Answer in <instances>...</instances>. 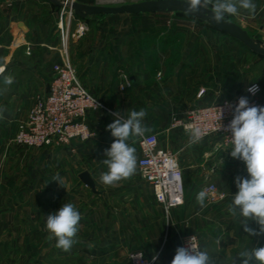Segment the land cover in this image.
<instances>
[{
  "label": "crops",
  "instance_id": "0c3cea01",
  "mask_svg": "<svg viewBox=\"0 0 264 264\" xmlns=\"http://www.w3.org/2000/svg\"><path fill=\"white\" fill-rule=\"evenodd\" d=\"M47 1L0 0V67L3 76L14 78L6 85L0 76V107L5 109L0 115V264H131L133 251L155 258L152 264H171L189 235L197 236L216 264H232L240 251L264 246V236L249 237L240 218L227 211L237 191L234 178L247 176L244 162L231 157V147L219 136L190 145L189 135L176 124L188 109L238 94L253 82L263 86L264 106V56L191 15L156 12L82 19L89 29L69 46L81 81L121 117L145 110L143 123L151 129L147 133L156 134L159 146L183 169L184 202L167 210L141 175L138 137L128 141L136 149V173L115 186L100 182V173L107 171L104 150L114 139L106 130L115 118L111 112L87 113V123L96 130L87 141L45 148L13 141L36 100L47 93L59 58L55 26L60 17ZM253 2L255 18L244 10L226 17L264 41V0ZM201 88L206 92L199 96ZM82 172L90 174L94 189L80 178ZM57 173L67 189L51 181ZM207 181L217 190L208 193L201 209L196 195ZM64 203H73L82 216L77 242L68 252L47 238L45 228L47 216ZM251 225L256 227L255 222Z\"/></svg>",
  "mask_w": 264,
  "mask_h": 264
},
{
  "label": "clouds",
  "instance_id": "9594fccd",
  "mask_svg": "<svg viewBox=\"0 0 264 264\" xmlns=\"http://www.w3.org/2000/svg\"><path fill=\"white\" fill-rule=\"evenodd\" d=\"M187 14L198 16L202 11L210 8L211 19L216 23L224 21L226 16H239L240 10L247 12L255 18L257 5L253 0H184ZM5 69L0 67V76ZM14 78L3 76V83L11 85ZM246 91L255 95L259 91V85L253 83ZM100 106L97 104V108ZM232 119L227 125H222L218 131L228 135L231 142L230 155L234 159L244 162L247 176L237 175L234 183L237 191L232 194L231 203L227 211L240 218V226L249 237L264 236V106L251 105L247 96L238 98L233 106ZM220 109V108H219ZM5 111L0 107V115ZM146 111H130L127 118L121 117L118 112L113 113V122L106 126L114 138L110 147L104 150L105 158L102 160L107 171L99 175L100 182L105 186H115L122 180L131 178L137 170V156L135 147L129 144L130 138L143 137L151 131L143 121ZM223 110L220 109L222 119ZM189 135V144L195 145L201 142L206 132L198 126L188 125L185 128ZM227 151V150H226ZM172 167H175L173 162ZM51 181H56L65 187V179L55 174ZM47 186V185H46ZM66 188V187H65ZM67 189V188H66ZM208 192L201 190L196 195V201L203 209L206 206ZM82 219L80 211L73 203H64L56 212L46 218V231L48 239H55V246L64 252L72 249L77 242L76 236ZM255 222L256 227L251 225ZM221 239L216 240L219 246ZM264 264V246L240 251L232 258V264ZM171 264H216L207 248H201L195 243V237H190L187 246L177 247Z\"/></svg>",
  "mask_w": 264,
  "mask_h": 264
},
{
  "label": "built area",
  "instance_id": "2783aa9c",
  "mask_svg": "<svg viewBox=\"0 0 264 264\" xmlns=\"http://www.w3.org/2000/svg\"><path fill=\"white\" fill-rule=\"evenodd\" d=\"M64 14H67V27L64 34L63 18L60 17L59 28L62 29L64 44L63 49H59V58L53 63L54 77L50 83L47 93L36 100L27 119L22 122L13 139L14 142L28 147H62L69 145L73 140H90L96 135V130L89 126L86 121L87 113L91 110L104 112L113 111L103 99L93 94L79 78L73 66L68 52V41L70 37H80L88 31V25L82 19L76 17L71 8V4L77 0H60ZM118 2H101V4H120ZM72 20H77L78 27L74 34L70 32ZM71 35V36H70ZM66 37V38H65ZM129 83V79H125ZM259 85V91L252 95L246 89L238 94L232 95L214 103H204L188 109L184 115L176 121V124L184 129L188 125L198 126L206 132L203 139L210 136H219L221 142L231 147L229 134L218 131L222 125H227L232 119V109L229 105H235L238 98L247 96L251 105H261L260 95L263 86L260 82H253ZM249 84L246 88L251 87ZM206 92L201 88L198 95L202 96ZM97 104L100 106L97 108ZM223 110L222 119L220 109ZM142 156L139 160L141 175L153 186L156 198L167 210L177 207L185 199V182L182 167L175 160L174 155L167 149L159 146V138L154 133H146L143 137H138ZM175 167H172V163ZM203 190L213 194L217 190L215 183L206 182ZM225 195L221 194L223 198ZM195 243L198 244L196 235ZM199 245V244H198ZM131 264H152L154 259L145 257L142 251H133L129 254Z\"/></svg>",
  "mask_w": 264,
  "mask_h": 264
},
{
  "label": "water",
  "instance_id": "95a60500",
  "mask_svg": "<svg viewBox=\"0 0 264 264\" xmlns=\"http://www.w3.org/2000/svg\"><path fill=\"white\" fill-rule=\"evenodd\" d=\"M49 1L58 6H62V1L60 0ZM71 8L74 15L80 19L116 14H144L156 12L186 13L184 0H133L129 3L123 2L116 5L101 3L85 4L74 1L71 4ZM193 17L201 19L220 31L230 35L251 51L264 55V42L260 39L253 38L246 29L229 18L225 17L224 21L216 23L211 19L210 8L202 11L198 16ZM80 178L92 189L95 188L94 181L88 172H82Z\"/></svg>",
  "mask_w": 264,
  "mask_h": 264
},
{
  "label": "rangeland",
  "instance_id": "374dc122",
  "mask_svg": "<svg viewBox=\"0 0 264 264\" xmlns=\"http://www.w3.org/2000/svg\"><path fill=\"white\" fill-rule=\"evenodd\" d=\"M45 1H47V0H45ZM104 1H107V0H104ZM111 1H115V0H111ZM118 1V0H117ZM133 0H124V2H132ZM48 2V1H47ZM109 2V1H108ZM50 3H52L51 1H50ZM119 4V3H118ZM111 5H116V4H111ZM51 8H52V11L53 12H55V15H57V16H59V17H61V18H63V24H62V26L64 27V34H65V31H66V27H67V23H66V18H67V14H64L63 12H64V9L62 8V6H58V5H56V4H54V3H52L51 4ZM175 15L176 16H185V17H191V16H189V14H187V13H184V12H176L175 13ZM77 17V16H76ZM59 21H60V18H59ZM59 21L56 23V26H55V28H56V30L58 31V33H59V43H58V49H63V47L65 46V42H64V38H63V33H62V29H60L59 28ZM206 23V22H205ZM78 27V22H77V20H72V22H71V25H70V32L72 33V34H74L75 33V31H76V28ZM71 36V35H70ZM66 38V37H65ZM76 37H70L69 38V41H68V44H67V46H68V52H69V46H70V41H71V39H75ZM253 38H255V37H253ZM257 39V38H256ZM264 42V41H263Z\"/></svg>",
  "mask_w": 264,
  "mask_h": 264
},
{
  "label": "bare ground",
  "instance_id": "6f19581e",
  "mask_svg": "<svg viewBox=\"0 0 264 264\" xmlns=\"http://www.w3.org/2000/svg\"><path fill=\"white\" fill-rule=\"evenodd\" d=\"M99 1H101V2H108V1H109V2H118V1H121V0H118V1H117V0H115V1H111V0H107V1L99 0Z\"/></svg>",
  "mask_w": 264,
  "mask_h": 264
},
{
  "label": "trees",
  "instance_id": "16d2710c",
  "mask_svg": "<svg viewBox=\"0 0 264 264\" xmlns=\"http://www.w3.org/2000/svg\"><path fill=\"white\" fill-rule=\"evenodd\" d=\"M87 19V18H86ZM243 45V44H242ZM246 47V46H245ZM262 55V54H261ZM264 56V55H263Z\"/></svg>",
  "mask_w": 264,
  "mask_h": 264
}]
</instances>
